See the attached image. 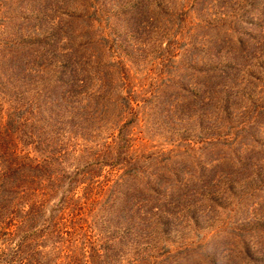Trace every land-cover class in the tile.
Listing matches in <instances>:
<instances>
[{
    "label": "rangeland",
    "instance_id": "374dc122",
    "mask_svg": "<svg viewBox=\"0 0 264 264\" xmlns=\"http://www.w3.org/2000/svg\"><path fill=\"white\" fill-rule=\"evenodd\" d=\"M142 1L146 7L133 15L126 10L130 0H0V41L12 43H18L30 29L35 34L37 30L31 22L19 23L23 25L17 27L9 19L11 15L33 16L47 7L50 19L67 8L79 12V17L62 18L59 26L63 24L64 30L59 29L62 39L58 43L82 59L79 65L83 70L105 63L99 74L104 77L100 87L107 98L93 107V116L84 117L79 124V119H71L69 106H64V126L57 135L48 136L47 145L40 142L42 155H64L60 165L67 167L59 170L58 178L61 171H66V176L58 180V190L65 188L67 177L71 183L75 180L65 199L68 207L65 216L55 217L56 222L50 225L45 223V210L35 213V219L29 221L35 225L32 231L48 227L39 230L22 252H14L21 232L1 231L0 264H73L75 260L76 264H92L88 258L92 245L99 252L100 264H160L159 261L166 262L164 252L180 249H188V264H264V233L253 234L264 229V0L138 3ZM166 10L172 13L163 18ZM134 17L139 24L133 22ZM193 44L209 50V54L185 51ZM197 63L233 66L230 103L238 110L231 109L230 122L226 117L215 116L218 106L212 99L220 100L216 95L222 96V89L219 91L216 85L211 88L210 80L189 73V67ZM45 74L39 77L44 79ZM32 78L26 74L20 78L21 97L14 98L0 89L4 107L23 102L26 107L25 89L30 90L31 80L37 81ZM186 87L206 92L205 101H199L203 108L198 101H191L200 94H187ZM128 97L132 98L131 106H136L137 115L129 129V146L118 149L114 135L117 122L130 117ZM175 99L179 102L175 103ZM174 108L177 113L169 116ZM14 121L7 122L4 129L0 127V144H4L0 151L13 143L14 137L20 151L41 160L34 151L38 137L48 135L40 129L41 121L30 119L20 125ZM242 121L244 127L234 132L231 127ZM17 129L19 135L14 133ZM99 158L101 163L90 164L86 173L72 180L76 169L89 159ZM168 164L189 181L191 189L185 187L179 197L176 216L181 228L153 237L149 206L155 200L137 189L143 179L150 180L149 184L167 185ZM51 166L47 167L54 171L59 167ZM194 167L203 178L194 174ZM36 181L33 179L39 191L55 186L54 182ZM127 188H136L135 198L141 197L144 205L122 210V197L127 202L134 201ZM46 189V195H35L33 199L50 205L56 202L60 190L51 197ZM194 189L198 191L192 192ZM24 197L21 202L25 210L29 201ZM2 205L0 220L15 206V199L4 196ZM193 208L199 212L193 213ZM141 213L147 221L141 220ZM81 215L84 221L76 222ZM127 222L137 225L136 235L123 236L122 227ZM80 223L91 227L86 230L90 238L87 241L74 233ZM106 227L111 230L106 232ZM144 230H150L148 236Z\"/></svg>",
    "mask_w": 264,
    "mask_h": 264
},
{
    "label": "trees",
    "instance_id": "16d2710c",
    "mask_svg": "<svg viewBox=\"0 0 264 264\" xmlns=\"http://www.w3.org/2000/svg\"><path fill=\"white\" fill-rule=\"evenodd\" d=\"M145 5L146 4H144L143 1L142 3H138V0H130L129 7L127 6L126 8L127 13L134 15L136 12L144 9L146 7ZM164 7L168 9V7ZM47 8H41L43 10L40 11L39 14L37 13L33 16L13 17V15H11L9 19L11 18L12 21L17 23V27L23 25L19 23L31 22L32 27L37 30L36 34L32 29H30L28 32L22 34L18 43L0 41V89L9 95H12L14 98L21 97L23 88L21 87L20 78L26 74L27 76H32L33 80H37L36 83L32 80L30 81V90L28 88L27 90L25 89L26 95L24 96L26 97V107H24V102L23 104L9 103L6 107H4L0 101V127H3L4 129L7 127L6 123H11V120H15L14 122H17L18 125H20L28 122L30 119H36L42 123V125H40V129L44 133H48V135H45L43 138L38 137L39 139L35 142L39 147L35 146L34 151L41 156V160L38 156H31L27 151H20L16 143L17 139L15 138V141L14 137L13 143H8L9 145L5 148V150L3 152L0 151V159L4 161L3 163L0 162V215L2 214V208L4 206L2 205L3 197H13L15 199V206L8 210V214L3 220H0V232L3 230V232L8 231L11 234L21 232L22 237H20V240L14 248V252L16 253L22 252L28 241L31 239L34 240L36 236H38L39 230L42 231L48 227L43 226L40 227V229L32 231V227H35V225L33 223H29V221L32 222L35 219L34 214L45 210L46 218L44 220L47 225H50L52 222L55 223V217H57V219H62V217L65 216V210L68 207L65 199L67 194L71 191L70 185L75 182L74 179L79 178L82 174L86 173V169L90 166V164L95 166V164L101 163L100 158L95 160L89 159L87 164L76 169L75 174L71 177L74 181L71 183L70 179L67 177L65 181V188L59 189L60 193L56 202L46 205L43 200L37 198L33 199V196L35 195H46V188H49V196L52 197L54 192L59 191L57 188L59 181L66 176V171H61V176L58 178L60 174L59 170H63L64 167H67L64 163L60 165V163L65 159L64 155L59 153H52L49 154V156L42 155L39 145L40 142L47 145L48 136L52 137L53 135H57L56 132L64 126L63 122L67 120V116L62 110L64 106H69L68 112L70 113L71 119L73 121L79 119L76 123L79 124L84 117L93 116L92 109L95 105H99L100 102L103 104V101L107 100V98H105V93L102 92L100 87L102 86L104 77L101 75L102 73L99 74L100 71L102 72V68L106 67L105 63L89 65L85 68V70H83L79 65L82 59L72 56V49L68 47L64 48L58 43L62 39L59 29L61 28V30H64L63 24L59 26L62 23V18L71 19L79 17V12L76 13L73 9L67 8L58 13L59 15H53L50 19L49 16L47 18L46 15ZM171 13L172 11H164L162 13L163 18ZM56 16H58V18H56ZM54 19L56 22L52 27H50L49 23ZM134 19L135 17L133 18V22H138L137 20L134 21ZM135 24H139V22ZM192 43L194 42H191V44ZM197 50H200L204 54H209V50L203 49V47L196 46L195 44L188 45L185 48V51L190 52ZM6 63L8 64L6 65ZM39 68L42 72L38 70ZM231 68H233V66L230 64H223L221 66H216V64H214L209 66L204 63H197L195 66H190L188 69L190 71L189 73L193 74L194 77L199 76L200 78L210 80L211 88H215L213 85H216V89H222V96L220 93L216 95L220 98V100H216L215 97L212 99L214 106H218L215 116L226 117L229 122L231 120V114H233L231 109L237 108L230 103V83L234 78L230 73ZM41 73H46L44 75V79L39 77ZM5 76L7 77V81ZM93 86H95V88ZM186 91L187 94H200L199 98L192 96L193 99H191V101H198V105L203 108L201 101H205L206 92H204V90L193 91V89L187 87ZM127 99L128 113L130 117L124 122H117V132L114 135V141L118 143V149H126L129 146V140L131 138L128 136L129 129L132 125L131 122L136 119L137 115L136 106H131L132 98L128 97ZM199 101L201 103H199ZM178 102L179 99H175V103ZM86 108L87 110H85ZM237 110L238 109H236V111ZM239 110H241V108H239ZM84 113L86 114L84 115ZM176 113L177 111H175L174 108L173 112H169V116L174 117L173 114ZM254 118H257V115ZM255 122L256 119L254 121L251 120V123ZM33 123L35 122L30 124ZM242 127H244L243 121L240 122V124L233 125L231 129L235 132V130H239ZM5 131L8 132V129L6 128ZM14 133L19 135V129H17ZM25 133L28 135L27 132ZM208 140L212 141L210 138ZM55 142H59L60 144V141ZM3 145L4 144L1 143L0 147H3ZM103 152L105 151L103 150ZM4 154L6 157H4ZM50 164H57L59 167L56 171L50 170L47 167H52ZM197 167L201 168L200 165ZM167 170V185H164V187L153 183L149 184L148 182L150 180L143 179L140 181L137 189V191L146 192V194H149L155 200L149 206L152 207L150 212L152 214L151 221L153 222L151 228L155 233L153 234V237L164 232L170 233L175 229L181 228L182 225L179 221V217L176 216L178 213L177 207H179V197L185 187L190 188L189 181L184 178L181 173L179 174L173 165L168 164ZM175 171H177V173H175ZM194 171V174L197 177L203 178L202 174H196L195 167ZM129 175L132 176V173H129ZM33 179H37L36 182L38 184L40 181L44 180L49 183L54 182L55 186L48 185L41 188L39 191V186H34ZM137 182L138 181H136V183ZM135 189L136 188H133L132 191V189L127 188V191H129L128 195L131 194V196L134 197V201L127 202L126 198L122 197V205L120 206L122 210L129 211L128 209L134 205L138 207L144 205V203H141V197L137 199L135 198ZM197 191V189H194L192 192ZM124 193H126V190ZM24 195L27 196L29 201V203L25 206V210L23 209L25 204L21 202V198H23ZM210 198H212V196H210ZM148 208L145 210L146 213L149 212L147 211ZM192 212L198 213L199 209L193 208ZM141 215H143V219L141 220L147 221V216L143 213H141ZM79 219L83 222L84 215H81L76 222H78ZM130 220L131 219H129V221ZM141 220H138L137 222H140ZM76 228L74 233L76 236L78 235L82 241L90 239L87 236L88 233L86 232V230L91 229L90 225H86L85 227L82 223H80L79 229ZM136 228L137 225H133V222L130 224L128 222L125 223L122 227L123 236L128 235V233L136 235L138 233H136ZM110 230L111 228L106 227V232H109ZM29 231H32L31 234H26ZM149 231L150 230H144V234L148 236L147 234L150 233ZM263 233L264 229L260 228L253 234L254 236H262ZM93 248L94 245L89 248L88 258L92 260V264H100L97 259L100 256L99 252ZM11 250H13V248H11ZM186 251H188V249L175 251L167 250V252H164L163 254L166 262L159 261V263L188 264L186 256L188 254ZM74 252L77 254V251L74 250ZM88 258L85 257L84 262H87ZM3 262H6V259ZM76 263V260L73 261V264Z\"/></svg>",
    "mask_w": 264,
    "mask_h": 264
}]
</instances>
